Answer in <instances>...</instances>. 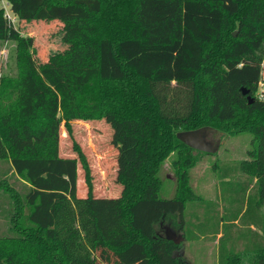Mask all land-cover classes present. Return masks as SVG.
I'll use <instances>...</instances> for the list:
<instances>
[{"label": "trees", "instance_id": "16d2710c", "mask_svg": "<svg viewBox=\"0 0 264 264\" xmlns=\"http://www.w3.org/2000/svg\"><path fill=\"white\" fill-rule=\"evenodd\" d=\"M5 1L19 19L81 30L67 34L70 48L53 62L0 76V158L27 184L20 194L0 178L12 201L0 264H185L181 243L158 230L171 216L184 230L195 198L188 172L199 149L176 136L181 129L251 132L240 168L264 203V0ZM20 37L0 0V39ZM100 118L118 147L117 196L93 192L77 143L75 156L60 153L62 126L71 134L73 120ZM172 152L176 193L161 197L159 171ZM262 235L250 264H264V226ZM240 262L233 249L220 264Z\"/></svg>", "mask_w": 264, "mask_h": 264}, {"label": "rangeland", "instance_id": "374dc122", "mask_svg": "<svg viewBox=\"0 0 264 264\" xmlns=\"http://www.w3.org/2000/svg\"><path fill=\"white\" fill-rule=\"evenodd\" d=\"M1 4L5 13L9 12L12 16L21 37L0 39V76L15 75L23 65L53 62L56 54L69 50L67 34L81 30L77 22L68 23L64 19H19L5 0H1ZM263 86L261 80L258 90ZM71 124V134L64 126L61 127L60 153L75 156L73 144L77 143L86 154L91 168L93 192L104 196L119 195L122 186L116 179L118 147L112 140L110 123L100 118L73 120ZM206 139L212 144L218 140L219 144L211 152L194 151L195 163L188 174L195 198L189 200L183 210L184 230L179 228L176 216H171L158 230L166 235L170 229L176 237H182L179 240L181 248L176 253L185 259V264H220L223 256L233 249L240 252V263L250 264L254 243L262 242L264 226V203L256 205L255 181L240 168V161L248 158L252 133L216 130L208 132ZM174 157L175 152L170 153L159 171L161 197H171L176 193L177 182L171 164ZM78 171L77 193L85 195L87 185L80 163ZM0 178H5L20 194L27 189V184L12 170L10 163L1 158ZM11 210V198L0 191V236L12 234ZM236 216L238 218L234 220Z\"/></svg>", "mask_w": 264, "mask_h": 264}, {"label": "water", "instance_id": "95a60500", "mask_svg": "<svg viewBox=\"0 0 264 264\" xmlns=\"http://www.w3.org/2000/svg\"><path fill=\"white\" fill-rule=\"evenodd\" d=\"M241 90L242 93L244 94L248 92V89L245 88L244 86L241 87ZM247 99L249 102H252L254 100V97L250 94H247ZM216 130L217 129L213 126L203 125L193 129L178 130L176 132V136L193 148L211 152L217 149L219 141L217 140L212 144L211 141L206 139V134L208 132H215ZM165 236L172 239L175 242H179L180 238H182L181 236L176 237L175 234L170 229H168Z\"/></svg>", "mask_w": 264, "mask_h": 264}, {"label": "built area", "instance_id": "2783aa9c", "mask_svg": "<svg viewBox=\"0 0 264 264\" xmlns=\"http://www.w3.org/2000/svg\"><path fill=\"white\" fill-rule=\"evenodd\" d=\"M6 15H7L8 18H10V19L12 18V16L10 15L9 12H6ZM11 20H12V19H11Z\"/></svg>", "mask_w": 264, "mask_h": 264}]
</instances>
